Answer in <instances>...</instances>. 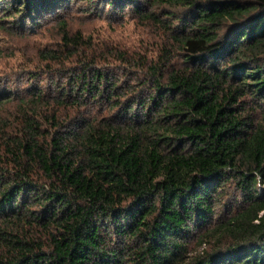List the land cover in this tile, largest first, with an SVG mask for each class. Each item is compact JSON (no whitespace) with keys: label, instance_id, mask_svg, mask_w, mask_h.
Segmentation results:
<instances>
[{"label":"trees","instance_id":"trees-1","mask_svg":"<svg viewBox=\"0 0 264 264\" xmlns=\"http://www.w3.org/2000/svg\"><path fill=\"white\" fill-rule=\"evenodd\" d=\"M105 2L161 45L111 48L119 74L59 22L40 59L73 74L22 97L0 138V264H264V0Z\"/></svg>","mask_w":264,"mask_h":264},{"label":"rangeland","instance_id":"rangeland-1","mask_svg":"<svg viewBox=\"0 0 264 264\" xmlns=\"http://www.w3.org/2000/svg\"><path fill=\"white\" fill-rule=\"evenodd\" d=\"M10 1L0 0V138L4 132L11 135L19 128L15 126L19 121L17 107L22 97L29 98L35 86L47 92L58 91L73 74L69 68L76 64L67 61L48 63L40 59V50L59 47L61 20L67 21L72 32L81 30L84 36L91 35L95 48H99L96 54L111 59L112 68L119 74V66L124 65L112 58L111 48L152 57L163 40L161 26L142 21L132 7L112 10V7H106L105 0H94L93 5L85 0H71L60 3L58 8L51 5L50 9L33 14L32 18L17 4L16 10L11 8ZM156 10L162 12L163 9L158 7ZM161 17L166 18L163 14ZM93 107H97L95 114H104L94 102ZM260 108L264 109V102ZM66 112L62 111L60 118L63 126L72 122Z\"/></svg>","mask_w":264,"mask_h":264}]
</instances>
